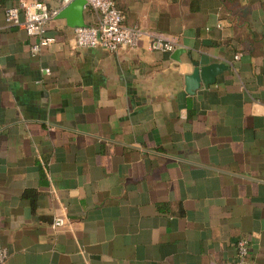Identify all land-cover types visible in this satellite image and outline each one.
I'll list each match as a JSON object with an SVG mask.
<instances>
[{"label": "crops", "instance_id": "0c3cea01", "mask_svg": "<svg viewBox=\"0 0 264 264\" xmlns=\"http://www.w3.org/2000/svg\"><path fill=\"white\" fill-rule=\"evenodd\" d=\"M18 1L0 0L6 264H264V0H115L180 61L78 48L57 16L32 58L35 40L5 23ZM193 63L230 69L191 95Z\"/></svg>", "mask_w": 264, "mask_h": 264}, {"label": "built area", "instance_id": "2783aa9c", "mask_svg": "<svg viewBox=\"0 0 264 264\" xmlns=\"http://www.w3.org/2000/svg\"><path fill=\"white\" fill-rule=\"evenodd\" d=\"M61 5V10L70 6L76 0H49ZM86 8H90L97 16L94 26H85L74 29L75 43L81 49L103 48L111 53L122 49H139L159 53H172L177 45L143 31L138 26H128L125 23L123 12L117 7L115 0H85ZM59 14L52 11L49 4L42 0H19L17 5L5 11L7 26L18 27L35 40L30 48L32 58L38 57L41 51L56 42L53 37L46 36L48 25ZM221 27V24L220 26ZM239 57H235L238 59ZM46 73H50L49 70ZM67 218H55L54 228H63L67 225ZM237 254L244 263L250 254L249 243L241 239L236 245ZM9 251L0 248V264H6Z\"/></svg>", "mask_w": 264, "mask_h": 264}, {"label": "water", "instance_id": "95a60500", "mask_svg": "<svg viewBox=\"0 0 264 264\" xmlns=\"http://www.w3.org/2000/svg\"><path fill=\"white\" fill-rule=\"evenodd\" d=\"M87 3L85 0H76L70 6L61 10L57 15V19H64L67 22L68 27L72 29L85 27L84 12ZM176 61H180L178 56L186 54L183 49H178L174 52ZM189 59L191 55L187 53ZM194 72L186 78V86L188 94H195L202 86L209 87L214 85L217 81V77L227 72L230 67L226 63H214L206 67H200L198 63H193Z\"/></svg>", "mask_w": 264, "mask_h": 264}]
</instances>
